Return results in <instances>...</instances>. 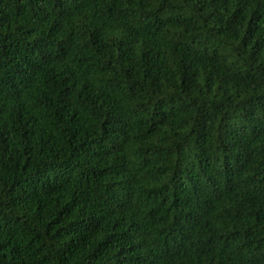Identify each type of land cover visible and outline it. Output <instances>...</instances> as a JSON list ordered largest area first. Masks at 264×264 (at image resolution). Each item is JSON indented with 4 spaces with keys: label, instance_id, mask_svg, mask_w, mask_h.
Wrapping results in <instances>:
<instances>
[{
    "label": "trees",
    "instance_id": "obj_1",
    "mask_svg": "<svg viewBox=\"0 0 264 264\" xmlns=\"http://www.w3.org/2000/svg\"><path fill=\"white\" fill-rule=\"evenodd\" d=\"M0 264H264V0H0Z\"/></svg>",
    "mask_w": 264,
    "mask_h": 264
}]
</instances>
